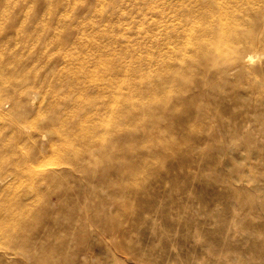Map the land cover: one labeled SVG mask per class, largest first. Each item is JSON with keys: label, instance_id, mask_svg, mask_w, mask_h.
Segmentation results:
<instances>
[{"label": "rangeland", "instance_id": "374dc122", "mask_svg": "<svg viewBox=\"0 0 264 264\" xmlns=\"http://www.w3.org/2000/svg\"><path fill=\"white\" fill-rule=\"evenodd\" d=\"M0 264H264V0H0Z\"/></svg>", "mask_w": 264, "mask_h": 264}, {"label": "bare ground", "instance_id": "6f19581e", "mask_svg": "<svg viewBox=\"0 0 264 264\" xmlns=\"http://www.w3.org/2000/svg\"><path fill=\"white\" fill-rule=\"evenodd\" d=\"M251 45L252 46H254L255 47V43L253 42V43H251ZM258 49H259V46H258ZM217 50V49H216ZM219 50H220V47H219ZM215 53H219V52H215ZM220 53H221V51H220ZM222 54V53H221ZM220 56V55H219ZM253 56H251V55H249V56H247V57H243V60H241V62H242V64H244V65H247V64H249V63H251L252 61H253ZM239 61V60H238ZM237 61V62H238ZM214 62V61H213ZM237 65H239L238 63H237ZM227 69V68H226ZM241 69H242V67H241ZM223 73V72H222ZM225 73V72H224ZM233 73V72H232ZM231 73V74H232Z\"/></svg>", "mask_w": 264, "mask_h": 264}]
</instances>
